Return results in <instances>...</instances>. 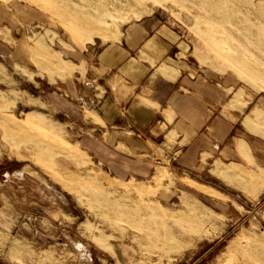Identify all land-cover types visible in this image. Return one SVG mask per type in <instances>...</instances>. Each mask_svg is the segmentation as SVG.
Listing matches in <instances>:
<instances>
[{
  "label": "rangeland",
  "instance_id": "obj_1",
  "mask_svg": "<svg viewBox=\"0 0 264 264\" xmlns=\"http://www.w3.org/2000/svg\"><path fill=\"white\" fill-rule=\"evenodd\" d=\"M145 15L179 31L187 66L224 82L227 93L241 86L249 100L264 98V0H0V37L10 42L0 40V264H264V196L251 208L214 197L227 205L214 213L210 196L195 189L223 196L180 181L159 149L154 173L116 175L79 145L95 131L45 99L50 90L63 96L67 83L82 107L90 96L70 75L83 65L71 61ZM56 77L63 81L48 82ZM242 96L237 90L229 106Z\"/></svg>",
  "mask_w": 264,
  "mask_h": 264
},
{
  "label": "crops",
  "instance_id": "obj_2",
  "mask_svg": "<svg viewBox=\"0 0 264 264\" xmlns=\"http://www.w3.org/2000/svg\"><path fill=\"white\" fill-rule=\"evenodd\" d=\"M15 9L19 16L28 15L21 8ZM119 33L117 39L82 51L81 60L76 62L65 53L72 65H83L82 70L76 69L70 75L78 74L83 93L90 96L82 107L67 83L65 92L61 91L63 96L53 90L45 92L49 104L75 122L78 118L86 130L95 131L92 139L83 137L78 141L80 147L93 153L116 175L128 173V179L152 170L154 173L153 163H162L159 149L176 178L185 176L180 181L192 187L184 180H193L223 196L194 188L198 194L210 196L207 203L212 212L220 214L227 206L214 197L243 198L241 204L255 206L264 196V127L259 122L264 98L249 100L241 86L227 93L224 82L187 66L178 57L182 42L179 31L157 16L132 19ZM0 40L10 44L1 37ZM23 46L17 50L18 56H25ZM4 53L0 43V60ZM0 64L3 66L1 61ZM4 75L8 77L6 71ZM62 81L58 77L48 79L50 84ZM239 89L243 91L241 104L230 107ZM85 106L89 115L83 110ZM251 109L252 125L250 121L246 123ZM2 135L0 124V140ZM184 192L181 189L178 201ZM230 224L217 227L226 229Z\"/></svg>",
  "mask_w": 264,
  "mask_h": 264
},
{
  "label": "bare ground",
  "instance_id": "obj_3",
  "mask_svg": "<svg viewBox=\"0 0 264 264\" xmlns=\"http://www.w3.org/2000/svg\"><path fill=\"white\" fill-rule=\"evenodd\" d=\"M61 196V195H60ZM61 198H62V196H61Z\"/></svg>",
  "mask_w": 264,
  "mask_h": 264
}]
</instances>
